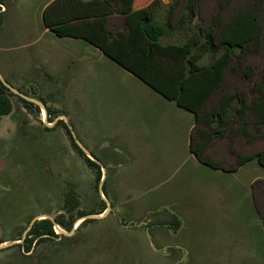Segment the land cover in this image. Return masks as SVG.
Masks as SVG:
<instances>
[{
	"label": "rangeland",
	"instance_id": "rangeland-1",
	"mask_svg": "<svg viewBox=\"0 0 264 264\" xmlns=\"http://www.w3.org/2000/svg\"><path fill=\"white\" fill-rule=\"evenodd\" d=\"M4 1L2 72L17 87L35 90L63 108L85 143L99 157L114 160L107 167L106 199L135 224H122L108 212L81 226L82 220L77 222L73 236L42 241L33 252L16 244L3 248L0 264H264V166L256 158L238 164L240 153L264 149V126L257 130L250 125L249 134L222 127L224 132L207 149L212 163L206 164L190 149L197 125L190 110L85 40L47 31L42 10L49 0ZM169 1L159 2V18L168 12ZM187 1L179 0L174 17ZM247 1L235 0L223 11L224 18ZM198 8L207 25L221 7L219 0H200ZM262 22L264 26V1ZM209 60L207 53L202 61ZM244 64L256 69L253 81H260L264 44ZM252 84L229 66L224 87L207 108L224 91L244 89L252 97ZM11 97L13 109L0 120V239L6 242L35 217L71 218L82 210L101 209L99 200L105 198L96 172L71 144L65 126L46 130L43 108L26 104L17 94ZM113 149L119 150L115 158ZM72 189L81 205L67 212L65 200ZM147 218L151 225L170 218L178 225L173 231L152 226L150 236L139 224ZM153 242L164 248L177 243L182 251L166 253Z\"/></svg>",
	"mask_w": 264,
	"mask_h": 264
},
{
	"label": "trees",
	"instance_id": "trees-1",
	"mask_svg": "<svg viewBox=\"0 0 264 264\" xmlns=\"http://www.w3.org/2000/svg\"><path fill=\"white\" fill-rule=\"evenodd\" d=\"M160 1L152 0L135 8V0H51L42 10V20L44 26L57 36L83 38L94 44L162 96L190 110L197 123L190 134V149L210 165L212 159L208 157L207 149L211 140L224 132L222 127H230L231 132L249 134L250 125L257 130L264 126V72L260 81H253L256 69L244 64L249 53L263 48L264 0L245 2L228 19L224 18L223 11L235 0H219L221 8L207 25L199 14L200 0L183 3L176 17L174 13L179 0H171L166 22H159L156 14ZM4 3V0H0V25L4 19ZM113 14L124 15L127 27L117 30L110 28L108 20ZM176 23L188 27L190 33L183 42L164 43L163 36ZM207 53L210 60L203 62L202 58ZM234 58L236 65L231 63ZM229 66L244 80L253 82L249 90L254 93L253 96L249 97L244 89L224 91L218 101L207 108L208 102L224 87ZM13 94L16 93L0 78V120L4 114L12 111ZM19 97L25 103L34 104ZM203 124L211 126L213 130H208ZM80 152L84 154L82 149ZM254 158L264 166V149L240 153L238 164ZM85 159L97 171L99 179L101 165L89 156H85ZM85 212L82 211V214ZM56 222L67 229L73 225L60 219ZM30 234L32 237L24 246L28 252L36 239L56 235L53 221L50 218L39 220ZM3 241L0 239V243Z\"/></svg>",
	"mask_w": 264,
	"mask_h": 264
},
{
	"label": "flooded vegetation",
	"instance_id": "flooded-vegetation-1",
	"mask_svg": "<svg viewBox=\"0 0 264 264\" xmlns=\"http://www.w3.org/2000/svg\"><path fill=\"white\" fill-rule=\"evenodd\" d=\"M4 6H5V3L3 4V7L2 9L5 11L4 9ZM3 23V22H2ZM1 69V68H0ZM2 71V70H1ZM4 74V73H3ZM6 77V76H5ZM7 78V77H6ZM2 80V79H1ZM7 80L12 84L14 85L8 78ZM3 81V80H2ZM8 86V85H7ZM16 86V85H14ZM9 87V86H8ZM17 87V86H16ZM10 88V87H9ZM20 90L24 91L25 93H27L28 95H31V96H34V97H37L39 99H41L42 101L45 102L46 104V107H47V113H46V109L44 107H42L39 103L33 101V100H30L22 95H20L19 93L15 92L18 96H22L26 99H28L29 101L31 102H34V104H31V103H26V104H31V105H35V106H39L38 108L41 109L43 108L44 110L42 111L44 113V122H46V127L45 129L46 130H49V129H57L59 127H57L58 124H63L65 127V130L66 132L69 134L70 136V141H71V144L77 149V151L84 157L85 159V156H89L90 158L94 159L95 161H97L100 165H101V169H102V173H101V176L100 178L98 179V175H97V171L94 169V171L96 172V176H97V179L99 181V190L102 191V194L105 198H101L99 200L100 204H101V207L102 205H104V207H102L101 209H97V208H91V209H88V210H82V211H87V212H92V213H83L82 214V211L78 212L75 216H71V218H66L65 214H61L60 216H57L56 218H52L51 216H46L44 218H50L53 223H54V229H55V233L56 235H44V236H47V239H43V240H38L36 239L33 243V248L31 251L29 252H33L35 247L40 244L42 241H46V240H50L52 239L53 237H58L59 235L60 236H65V237H71L73 235H67L65 233H62V232H59V230L56 228V224L59 225V223H57L56 221L57 220H64L65 222L67 223H72V228L71 229H67V228H64L62 226H60L63 230L65 231H71L72 229L75 228V230H77V227L78 226H75V224L79 221H81V225L87 223V222H92V221H88L89 219H93V221H95L97 218H92V217H87V216H90V215H98V214H103L106 210H107V213L108 212H112L114 213L118 220L122 223V224H126V225H133L135 224V222H133V220H129V221H125L123 218H122V215L120 214L119 210H113L112 209V202H108L107 201V197L106 195L109 194V192L107 191V187H106V184H105V181L107 180L108 178V174H109V171L107 170V167L110 166V164L112 163V161L114 160H109V161H106L102 156H98L96 151L92 149L91 146H88L84 139L82 138L81 134L79 133V131L77 130V126L73 123L71 117L69 114H67V112L63 109V108H59L57 107L56 105H52L50 104L49 100L46 99L45 96H43L42 94H40L39 92L35 91V90H26L24 88H21V87H18ZM11 89V88H10ZM12 90V89H11ZM13 91V90H12ZM24 102V101H23ZM49 106V108H48ZM49 118H51V121L49 120ZM62 128V127H61ZM82 144H84L90 151L91 153L98 159H95L94 157H92L90 154H88L82 147ZM91 147V148H90ZM80 149H82L84 151V154L80 152ZM112 150V149H111ZM116 151V152H111V157L114 155V153H118L116 149H113V151ZM119 151V150H118ZM113 153V154H112ZM110 154V153H109ZM114 158H115V155H114ZM86 160V159H85ZM87 162V161H86ZM88 164V162H87ZM89 165V164H88ZM90 166V165H89ZM91 167V166H90ZM104 167H105V170H104ZM93 169V167H91ZM110 168V167H109ZM101 184H102V188H101ZM77 191L75 189H72V192H68L69 194L67 195L66 197V200H65V205H64V208L67 212H72L73 210H75L76 208H79L80 205H81V200L79 199V195L76 193ZM75 198V199H74ZM163 205H168L166 203H162ZM165 208V207H164ZM157 212L159 211L156 210ZM175 215H178V213H175ZM44 218H40V219H37L33 225L31 226V228L27 231L26 235L24 236V232L25 230H27V228L24 230V232H22L20 235L16 236L14 239H13V244H16L17 246H20L24 251H26L25 249V245L28 243V238L32 237V234H30L31 230L33 229L34 225L36 222H38L39 220L41 219H44ZM137 224V223H136ZM141 226L142 225H145L146 226V229H147V232L148 234H150L151 236V233H150V229L152 226H158V227H161V226H164V227H169L172 231L175 229V227L178 225V222L174 219V218H170V219H163V220H158L157 222L153 223L152 225L149 223V220L148 218L147 219H143L140 223H139ZM78 225V224H77ZM171 225H173L174 227H171ZM154 239V238H153ZM152 240V239H151ZM9 242V241H8ZM3 243H6V240L1 242L0 244H3ZM12 245H9L7 247H3L4 249L5 248H8ZM153 246L155 249L157 250H162V251H165L166 253H171V252H179L180 250L182 251L181 247L177 244V243H167L166 247L164 248V246H159L156 242L154 243L153 242ZM3 248H0L3 249ZM178 249V250H177ZM28 252V251H26ZM183 260H185L183 258Z\"/></svg>",
	"mask_w": 264,
	"mask_h": 264
},
{
	"label": "crops",
	"instance_id": "crops-1",
	"mask_svg": "<svg viewBox=\"0 0 264 264\" xmlns=\"http://www.w3.org/2000/svg\"><path fill=\"white\" fill-rule=\"evenodd\" d=\"M51 1V0H49ZM48 1V2H49ZM150 1L152 0H135L134 2V7L135 8H140L146 4H148ZM171 1V0H170ZM169 1V2H170ZM47 2V3H48ZM167 2V1H165ZM46 3V4H47ZM45 4V5H46ZM44 5V6H45ZM169 7V6H168ZM44 8V7H43ZM162 9V7H160L158 5L157 7V14H156V18L159 22L161 23H165L166 22V14L163 15L162 18H159V10ZM178 15V13L175 15V17ZM108 25L110 26V28H112L113 30H117L118 28H125L127 27L126 21H125V16L121 15V14H113L109 16V20H108ZM46 28V27H45ZM47 31H51L50 29L46 28ZM52 32V31H51ZM190 33L189 28H185V26H181L180 24L176 23L175 26H173L170 31H168V33L163 36L162 41L164 43H169V42H183L186 39V36ZM60 37H66V36H60ZM72 37V36H69ZM72 38H76V37H72ZM78 39H83V38H78ZM85 40V39H83ZM86 42H88L87 40H85ZM90 43V42H88ZM92 44V43H90ZM94 45V44H92ZM95 46V45H94ZM97 47V46H95ZM98 48V47H97ZM100 49V48H99ZM101 50V49H100ZM102 51V50H101ZM103 52V51H102ZM104 53V52H103ZM105 54V53H104ZM106 55V54H105ZM107 56V55H106ZM86 57V56H84ZM83 57V58H84ZM109 57V56H108ZM204 57V56H203ZM110 58V57H109ZM112 59V58H111ZM84 60H86V58H84ZM113 60V59H112ZM115 61V60H114ZM116 62V61H115ZM119 64V63H118ZM120 65V64H119ZM123 67V66H122ZM124 68V67H123ZM126 69V68H125ZM127 71H129L128 69H126ZM131 72V71H129ZM132 73V72H131ZM133 74V73H132ZM135 75V74H133ZM136 76V75H135ZM138 77V76H137ZM139 78V77H138ZM140 79V78H139ZM142 80V79H141ZM143 81V80H142ZM144 82V81H143ZM146 83V82H145ZM147 84V83H146ZM148 85V84H147ZM150 86V85H149ZM151 87V86H150ZM154 89V88H153ZM155 90V89H154ZM156 91V90H155ZM222 94V93H221ZM231 132V131H230Z\"/></svg>",
	"mask_w": 264,
	"mask_h": 264
},
{
	"label": "water",
	"instance_id": "water-1",
	"mask_svg": "<svg viewBox=\"0 0 264 264\" xmlns=\"http://www.w3.org/2000/svg\"><path fill=\"white\" fill-rule=\"evenodd\" d=\"M0 78L3 80V82L8 85L13 91L19 93L20 95L30 99V100H33L37 103H39L42 107H44L46 109V113H47V107H46V104L44 101H42L41 99L37 98V97H34V96H31V95H28L27 93H25L24 91L20 90L18 87L12 85L8 80L7 78L5 77V75L3 74V72L1 71L0 69ZM82 147L83 149L88 153L90 154L92 157H94L95 159H97L92 153L91 151L84 145L82 144ZM98 160V159H97ZM104 170H105V167H104ZM101 188H102V184H101ZM107 214V210L103 213V214H98V215H90V216H87V217H92V218H101V217H104L105 215ZM37 219H40L38 217H35L33 218V220L31 221L30 225L28 226L27 230H25L24 232V236L26 235L27 231L31 228V226L33 225V223L37 220ZM56 228L59 230V232H62V233H65L67 235H73L75 234L76 230L75 228L72 229L71 231H65L63 230L58 224H56ZM13 242L12 241H9V242H6V243H3V244H0V248H3V247H7L9 245H12Z\"/></svg>",
	"mask_w": 264,
	"mask_h": 264
}]
</instances>
